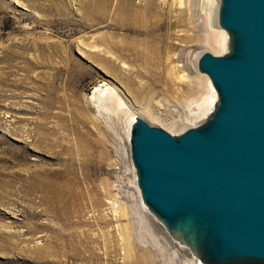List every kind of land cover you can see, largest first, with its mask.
Wrapping results in <instances>:
<instances>
[{
    "label": "rangeland",
    "instance_id": "1",
    "mask_svg": "<svg viewBox=\"0 0 264 264\" xmlns=\"http://www.w3.org/2000/svg\"><path fill=\"white\" fill-rule=\"evenodd\" d=\"M215 1L209 26L222 35ZM207 7L206 0H0V264H141V253L151 254L148 264H169L151 238L163 244V227L114 185L131 115L172 134L204 121L207 114L193 115L196 104L185 102L200 89L171 72L193 78L201 53L226 52L201 40ZM100 84L115 87L129 107L98 106ZM111 193L130 208L125 219L111 214ZM120 222L133 232L130 258Z\"/></svg>",
    "mask_w": 264,
    "mask_h": 264
},
{
    "label": "water",
    "instance_id": "2",
    "mask_svg": "<svg viewBox=\"0 0 264 264\" xmlns=\"http://www.w3.org/2000/svg\"><path fill=\"white\" fill-rule=\"evenodd\" d=\"M226 52L196 67L216 91L178 134L136 115L129 153L141 199L202 264H264V0H219Z\"/></svg>",
    "mask_w": 264,
    "mask_h": 264
},
{
    "label": "bare ground",
    "instance_id": "3",
    "mask_svg": "<svg viewBox=\"0 0 264 264\" xmlns=\"http://www.w3.org/2000/svg\"><path fill=\"white\" fill-rule=\"evenodd\" d=\"M216 1H217V4H216ZM216 1H215V4H216V15H215V17L217 16V10H218V4H219V0H216ZM206 2H207L209 7H207L208 10L206 9V11H207V15L205 16L206 28H204V30H203L201 40L205 44H208L213 48H217L216 51H218L219 49H222L223 47H224L223 50H226L227 45H228V37H227L226 31L216 24L220 29H222L224 31V34L221 31L222 32V35H221L217 31V29H215V30L211 29L209 26L211 11H212V18H213V10H215L214 0H206ZM216 18H215V20H216ZM220 35L222 36L221 40H220ZM224 35H225V37H224ZM196 63H197V60H196ZM196 69H197V67H196ZM171 74H172L171 78L173 81L188 79V81L192 83L191 86L200 89V93L198 96L190 97L189 99L187 98L188 100L186 99L187 101L185 100V102H187V103L188 102H194L196 104L195 105L196 110L193 111L192 114L196 115V116L204 117L212 109L213 104L216 101V91H215L213 85L211 84L209 77L207 75H204V73H203V75H201L202 73L199 71L197 73L198 75H196L195 77H193V78L188 77L187 73H185L182 70V68H179V67L173 68ZM209 85H210V87H209ZM95 91L97 93H96V95L94 94L93 96L95 97V100L97 101V104L100 107L109 108V104H116L117 106L119 105L120 107H126V108L129 107L128 103L125 102L122 99V97L118 94L116 88L111 86V85H106V86L103 84L97 85L95 87ZM189 107H191V106H189ZM145 111L147 112V110H145ZM136 115H139V114H133V115H131V117L128 120H126L128 122L126 124V132H125V134L127 133V142L129 139L130 125L134 121V118ZM139 116H141V115H139ZM128 151H129V145H128ZM109 195H110V199L108 200V202L110 203L109 209H110L111 214L115 215V217L114 216L113 217L121 219V220L128 217L130 208L127 205H125V203L118 200L119 196L117 197L116 194L111 193ZM138 202L143 206L142 207V208H144L143 214L146 218L147 214H150V212L148 211V209L146 208V206L144 205L143 202H141V201H138ZM145 209L148 212L147 214H145V211H144ZM129 223L128 222H120V223L116 224V227L118 229L117 234H118L119 239L121 240V246L123 249L122 253L126 258L132 257V254H133L132 253V241H131V237H132L131 234H133V232L130 234ZM156 235H157V233H156ZM151 236H152L151 238L153 239V244L155 243V246L157 245L158 247L161 248L162 254H164L166 252V254L168 255L169 264H202L198 259H196V257H194L190 253V251L186 247L171 241L164 230H162V235L160 236L162 241H163V244L158 239H156L154 235H151ZM157 246H156V249L158 248ZM162 257H163V255H162ZM136 259H137V262H139L141 264H148L149 261L152 259V257H151V254L146 255L145 253H141L139 256H137Z\"/></svg>",
    "mask_w": 264,
    "mask_h": 264
},
{
    "label": "built area",
    "instance_id": "4",
    "mask_svg": "<svg viewBox=\"0 0 264 264\" xmlns=\"http://www.w3.org/2000/svg\"><path fill=\"white\" fill-rule=\"evenodd\" d=\"M123 160V168L118 167L122 175L119 174V178L115 179V190L121 198H124L125 201L142 202L140 190L136 181L135 169L132 164L129 151L128 153H125ZM123 176L124 178H127L126 182L122 178Z\"/></svg>",
    "mask_w": 264,
    "mask_h": 264
}]
</instances>
